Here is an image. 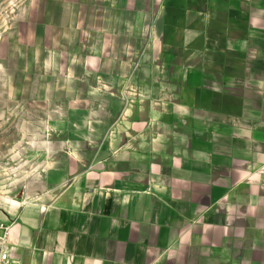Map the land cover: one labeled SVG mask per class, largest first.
I'll return each mask as SVG.
<instances>
[{"label":"crops","instance_id":"0c3cea01","mask_svg":"<svg viewBox=\"0 0 264 264\" xmlns=\"http://www.w3.org/2000/svg\"><path fill=\"white\" fill-rule=\"evenodd\" d=\"M60 2L119 110L4 204L16 264H264V0Z\"/></svg>","mask_w":264,"mask_h":264},{"label":"rangeland","instance_id":"374dc122","mask_svg":"<svg viewBox=\"0 0 264 264\" xmlns=\"http://www.w3.org/2000/svg\"><path fill=\"white\" fill-rule=\"evenodd\" d=\"M75 12L60 0H0V211L39 194L50 160L104 155L118 70L80 51L99 39L82 36Z\"/></svg>","mask_w":264,"mask_h":264},{"label":"built area","instance_id":"2783aa9c","mask_svg":"<svg viewBox=\"0 0 264 264\" xmlns=\"http://www.w3.org/2000/svg\"><path fill=\"white\" fill-rule=\"evenodd\" d=\"M8 226L0 221V264H16V261L7 250Z\"/></svg>","mask_w":264,"mask_h":264}]
</instances>
